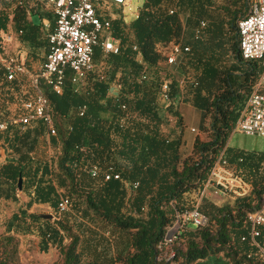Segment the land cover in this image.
Returning a JSON list of instances; mask_svg holds the SVG:
<instances>
[{
	"label": "trees",
	"instance_id": "1",
	"mask_svg": "<svg viewBox=\"0 0 264 264\" xmlns=\"http://www.w3.org/2000/svg\"><path fill=\"white\" fill-rule=\"evenodd\" d=\"M45 6V0H0V30L8 25L20 30L19 41L29 44L34 56L39 47L44 56L50 49L54 15ZM247 9L248 0H143L131 20L111 15L121 52L103 57L97 48L93 55L94 62L99 58L105 63V74L93 66L81 86L67 76L59 94L43 87L55 134L48 136L46 125L35 119L26 125L12 123L0 135L5 153L0 200L18 203V194L25 197L15 212L0 219V264H21L18 235L31 234L41 251H57L52 264H195L219 254L228 264H264V229L257 244L241 240L249 229L247 214L258 209L264 197V155L230 150L226 143L260 72V61L243 59L238 48L236 22ZM33 15L39 23L33 22ZM200 19L206 26L196 37ZM170 42L189 47L177 66L180 79L168 72L159 50ZM230 51L233 61L226 63ZM137 57L147 65L148 79H139ZM163 82H168L167 102L159 95ZM117 83L113 95L110 89ZM23 84L19 78L7 80L0 65L1 101L12 100ZM29 97L30 91L23 100ZM183 101L199 109V129L208 132L207 139L196 134L185 154L181 133L169 137L160 130L169 119L183 127L177 108ZM4 107L0 103V113ZM125 113L135 114L129 125L120 123ZM225 144L227 166L250 183V193L224 194L219 202L203 195L198 208L207 223L194 229L184 225L166 241L176 211L187 207L190 193L198 195ZM41 145L49 155L37 153ZM92 165L102 170L113 165L120 178L91 177ZM133 183L138 185L131 190ZM61 196L69 198V212L57 211ZM37 204L48 206L52 219L28 211ZM72 216L80 220L71 221ZM111 232L118 238L127 234L126 252L119 247L108 253L105 236Z\"/></svg>",
	"mask_w": 264,
	"mask_h": 264
},
{
	"label": "built area",
	"instance_id": "2",
	"mask_svg": "<svg viewBox=\"0 0 264 264\" xmlns=\"http://www.w3.org/2000/svg\"><path fill=\"white\" fill-rule=\"evenodd\" d=\"M131 0H45L46 6L54 15V25L48 34L50 49L36 69L29 68L24 60L19 57L5 54V43L11 40L6 30H0V65L5 78L12 80L19 78L27 83L30 97L21 103V112L14 117L0 118V135L6 131L12 123L26 125L35 119H40L47 128V135L55 134L50 104L43 91L48 86L56 94L61 93L65 78L75 85L84 84L87 74L94 66L93 55L98 48L103 57L108 54H119L121 46L119 39L112 33L110 21V3L123 5ZM173 10H169L172 13ZM46 26H49L46 24ZM206 21L200 19L194 29L197 37ZM238 35V48L240 55L245 60H259L260 72L244 106L233 125V131L239 130L248 134L264 135V0H248L247 13L236 22ZM19 32H21L19 30ZM135 48V47H134ZM164 55L167 67L178 66L182 56L188 52L189 47L180 42H170L159 49ZM139 79H148L147 65L141 61ZM116 95L120 85L113 86ZM168 82H163L159 95L162 101L169 100ZM84 107H81V111ZM121 109L126 110V105L121 104ZM80 111V114L82 113ZM135 118L134 113H125L120 121L121 124L129 125ZM194 131L192 127L190 129ZM1 149V146H0ZM225 148L219 152L214 160L204 185L200 189L199 200L206 192L213 188L221 195L232 194L244 196L250 193L251 185L242 176L227 166L224 158ZM91 177L101 174L103 180L119 179L120 174L113 165H108L103 170L97 165L88 167ZM137 183L131 185V190L137 187ZM199 202L191 209L176 211L172 224L180 221V229L191 222L202 226L207 223V217L199 210ZM69 198L61 196L57 203L59 213L69 212ZM246 220L249 229L241 240H248L257 244L255 239L264 229V197L258 209L247 214ZM179 229V230H180ZM179 232V231H178ZM109 236V232L105 231ZM176 235L173 236L175 238ZM172 238V239H173ZM264 258V251H262Z\"/></svg>",
	"mask_w": 264,
	"mask_h": 264
},
{
	"label": "rangeland",
	"instance_id": "3",
	"mask_svg": "<svg viewBox=\"0 0 264 264\" xmlns=\"http://www.w3.org/2000/svg\"><path fill=\"white\" fill-rule=\"evenodd\" d=\"M143 0H131L128 3H125L123 5L110 3L109 5V13L110 15H123V18L125 20H131L136 16V13L138 11V8L142 5ZM233 8V6H231ZM238 8V7H237ZM44 9H49V7L45 6ZM118 9V10H117ZM242 11H244V7H240ZM224 16V14H223ZM225 18L227 19V15H225ZM34 23H39V18L37 15L32 16ZM46 24L49 25V23H45V27L48 28L49 26H46ZM7 34L11 36V40L7 41L5 43V54L13 55L16 57H19L20 59H24L26 57V64L29 68L36 69L38 67L39 63L44 59V53L42 49L39 47L36 49V56L32 53L33 48L27 44L20 42V32L13 29L11 25H8V28L6 30ZM227 35V27L224 26L222 30V38L223 40L226 39ZM42 36H44L42 34ZM39 40H42V37H39ZM35 52V51H34ZM44 56V57H43ZM226 63H229L230 61H233V52H229L227 57ZM106 65L105 63L101 62V59L98 58L94 62V71L99 74H105ZM168 72L173 75L174 77L180 79L182 71L177 68V66H171L167 67ZM185 73V72H184ZM191 76V71L188 70V73ZM262 93H264V87L261 89ZM26 92H29V88L26 82H24L21 92L19 94H14L12 100L7 101L5 98L3 100H0V103H3L5 107L1 110L0 117H14L17 112H21V103L24 99V95ZM27 95V94H26ZM178 111L182 115L183 120V127L176 126L174 123V120L169 119L168 121L164 122L160 126L161 132L169 137H175L178 134L181 133V138L184 141V144L182 145V152L188 153L190 147L192 146V141L197 134L201 139H207L208 138V132L204 131L202 132L199 129L200 125V111L196 107L192 106L191 104L187 102H181L177 106ZM5 109V110H4ZM209 119L207 118L206 123H208ZM194 128V131H191V128ZM227 146L230 148V150H242L246 152L251 153H257V154H263L264 155V135L260 134H248L244 133L239 130L231 131L228 140H227ZM226 147V144L224 145V148ZM223 149V148H222ZM221 149V150H222ZM221 150L219 152H221ZM37 153H44L46 150L41 145L37 148ZM46 154L49 155L50 151H46ZM219 154V153H218ZM218 156V155H217ZM216 156V157H217ZM133 192L128 191V195L132 196ZM19 195V201L24 200L23 196ZM18 201V202H19ZM199 195L190 193L188 195V205L185 209H191L195 206L197 202H199ZM17 202L13 203L14 206ZM0 208L2 209V212H0V218L3 220L4 217H8L7 212L10 210L8 204L1 205ZM125 210V208H124ZM145 216V213L142 214ZM70 220H76L77 218L74 216L70 217ZM186 227L190 229H194L195 226L191 222L186 223ZM107 229V228H106ZM112 231L111 228H109V231ZM105 232V229L103 230V234ZM116 233L111 232L110 237L105 236V240L108 242L107 247L109 252L112 253V251L117 252V250L122 248L125 252L128 248V236L126 233L120 234L119 238ZM119 243V245H118ZM118 245V246H117ZM165 255V252L163 253V256ZM57 258V251L54 249H49L48 251H41L37 246V240L34 238H29L28 240H24L21 244V247L19 248V255L18 259L21 264H52L53 261H55ZM195 264H228V262L224 259L222 254H219L218 256L215 255H209L205 259L197 261Z\"/></svg>",
	"mask_w": 264,
	"mask_h": 264
},
{
	"label": "crops",
	"instance_id": "4",
	"mask_svg": "<svg viewBox=\"0 0 264 264\" xmlns=\"http://www.w3.org/2000/svg\"><path fill=\"white\" fill-rule=\"evenodd\" d=\"M26 57H24V62L26 63V59H25ZM22 60V59H21ZM110 92L112 93V94H114L115 92H116V89L114 88V87H112L111 89H110ZM5 159V153L3 152V150L2 149H0V162H2L3 160ZM22 196H23V198L25 199V197H24V195L23 194H21ZM205 195H207V196H209V197H211L213 200H215V201H217V202H219V201H221V199H222V195L221 194H219V193H216L215 192V190L213 189V188H210L207 192H206V194ZM13 203H15V202H7V201H5V200H0V204L1 205H4V204H8V206H9V211L7 212V215H10V214H12L13 212H15L16 210H17V208H18V206L19 205H22L23 203H24V201L23 200H21V201H19L18 203H16L15 204V206H14V204ZM29 212H36V213H38L40 216H42V217H44V216H47V218H51L52 219V217H53V213L51 212V209L48 207V206H46V205H44V204H37V205H33L29 210H28ZM0 212H2V209L0 208ZM49 215V216H48ZM4 218H6V217H4ZM1 219V218H0ZM78 220H80V218H78ZM74 225H77V224H74ZM89 225L90 226H92V227H94L93 225H91L90 223H89ZM84 226V225H83ZM19 236V239H20V247H21V244L23 243V241L24 240H28L29 238H34V239H36L37 240V246H38V239H37V237L36 236H34V235H26V236H24V235H18ZM39 248V247H38ZM49 249H54L53 247H50ZM48 249V250H49ZM47 250V251H48ZM55 250V249H54Z\"/></svg>",
	"mask_w": 264,
	"mask_h": 264
},
{
	"label": "water",
	"instance_id": "5",
	"mask_svg": "<svg viewBox=\"0 0 264 264\" xmlns=\"http://www.w3.org/2000/svg\"><path fill=\"white\" fill-rule=\"evenodd\" d=\"M18 188H21V179H18ZM49 216V215H48ZM45 218H47V216H44ZM180 229V221L176 220L175 223L167 229V231L165 232L164 235V239L166 241H170L174 235H176L178 233Z\"/></svg>",
	"mask_w": 264,
	"mask_h": 264
}]
</instances>
